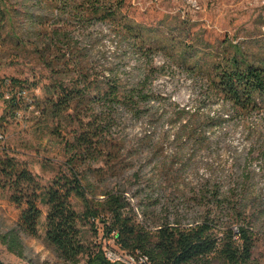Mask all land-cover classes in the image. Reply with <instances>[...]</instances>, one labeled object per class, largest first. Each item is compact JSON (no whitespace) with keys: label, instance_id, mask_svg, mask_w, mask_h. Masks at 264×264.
Instances as JSON below:
<instances>
[{"label":"trees","instance_id":"obj_1","mask_svg":"<svg viewBox=\"0 0 264 264\" xmlns=\"http://www.w3.org/2000/svg\"><path fill=\"white\" fill-rule=\"evenodd\" d=\"M43 1L0 0V27H12L18 15L24 17V23L38 28L35 54L53 74L48 89L49 92L53 90L52 98L44 103V110L53 118L63 116L65 121L77 126L79 133L71 145L66 144L69 157L43 194L35 177L21 168L15 159L7 157L5 150H0L2 187L12 192L10 201L20 211L19 231L37 236L42 218L38 203L42 200L47 208L45 241L68 264H77L81 256H88L87 264H113L103 257L100 248L95 253V248L82 239V226L91 225L96 230V221L115 247L137 262L143 261L142 264H215V260L222 264H251L258 236L257 219L263 206L254 208L250 205L252 213L246 216L248 206L242 203L241 188L248 183L247 167L255 160L253 154L246 153L239 159L240 175L232 183L234 188L240 189L239 199L229 205L228 221L223 227L210 217L184 225L177 218L171 221L169 213L161 219L150 217L146 211L142 212L143 220L140 221L126 191H107L100 195L102 200H97L83 184L79 167L90 170L98 163V175L106 173L118 178L135 158L162 148L166 141V134L157 132V113L150 106L153 99L144 89L148 75L141 73L139 77L136 67L127 68L125 61L135 57L145 59L149 64L154 53H163L182 71L206 72L207 92L223 103V111L227 108L229 116L214 113L200 118L195 111L172 104L167 120L176 128L173 142L186 148L185 155L173 153L179 158V170L209 144L207 129L217 128L226 119L244 121L253 114L264 112V68L248 61L238 45L231 46V52L222 50L216 59L210 57L200 65L198 54L201 49H195L193 42L176 38L174 26L150 27L136 22L125 13V0H47L46 12L42 10ZM95 24L106 28L107 35L116 40L114 55L98 51V75L93 79L89 71L80 70L75 73V78L68 79L67 84L57 80L54 75L60 64L63 69L75 66L71 63L75 53L69 51L75 40L73 32L78 33V41L79 36H85ZM101 36L105 35H98V41ZM152 73L154 68L150 67L149 74ZM0 88L7 93V106L17 110L23 92L20 84L4 80L0 81ZM95 100H98V115L83 117L77 113V106L90 105ZM143 119L153 131L144 130L136 140L128 139L123 129L126 122ZM1 153L5 155L1 156ZM257 158L264 163V154ZM207 188L211 187L201 185L198 189L201 201L206 202L202 192ZM212 191L217 201L218 187ZM73 198L81 202L82 212L74 209ZM235 225L237 228L233 229ZM17 236L9 234L6 246L10 253L21 258L23 253ZM0 264L4 263L0 261Z\"/></svg>","mask_w":264,"mask_h":264},{"label":"rangeland","instance_id":"obj_2","mask_svg":"<svg viewBox=\"0 0 264 264\" xmlns=\"http://www.w3.org/2000/svg\"><path fill=\"white\" fill-rule=\"evenodd\" d=\"M42 5L43 12H46L48 1L44 0ZM125 13L146 26H174L176 38L191 41L195 49H201L198 54L200 65L210 57L217 58L222 50L231 52V46L238 45L248 61L264 68V0H125ZM14 21L12 27H0V81H17L23 92L17 110H13L5 103V89L0 88V150H5L7 157L15 159L21 168L35 177L43 194L69 157L66 144L71 145L79 131L63 116L53 118L44 110V103L52 98L53 90L49 92L48 89L53 74L35 54L38 28L24 23V17L18 15ZM105 29L95 24L85 36H79V42L76 40L78 33L73 32L75 40L69 51L75 53L71 61L75 66L63 69L60 64L54 75L57 80L67 84L68 79L75 78V73L80 70L89 71L91 79L98 75V51L110 56L116 49V40L109 37ZM102 34L105 36L98 41V35ZM148 62L134 57L125 61V65L127 68L136 67L138 76L141 73L148 75L144 89L153 99L150 106L157 113V132L165 133L166 141L160 150H149L142 157L135 158L124 175L118 178L106 173L98 175V163L93 164L90 170L80 166L83 184L97 200H102L100 195L107 191H126L140 221L143 220L142 212L146 211L150 217L161 219L169 213L171 221L177 218L184 225L210 217L223 227L228 221L229 205L239 199L240 189L232 184L240 175L239 159L246 153L253 154L255 160L247 167L249 180L241 188V199L248 206L246 216L252 213L251 206H263L257 219L258 236L251 264H264V163L257 158L264 154V112L253 114L244 121L226 119L217 128L207 129L209 144L199 150L184 169L179 170V158H175L173 153L184 154L186 148L173 142L176 128L167 120L172 104L189 108L200 118L214 113L229 116V113L227 108L222 110L221 101L207 92L206 72L182 71L163 53H154ZM150 67L154 68L152 74H149ZM76 110L83 117L98 115V100L90 105L77 106ZM146 124L144 119L127 121L122 128L128 139L136 140L144 130L153 131ZM150 152L151 155L148 154ZM3 185L0 178V261L4 264H68L45 241L47 208L44 202L40 200L38 203L42 212L38 234L31 237L19 231L20 211L10 201L12 192L8 188L3 189ZM201 185L211 187L202 192L206 195V202L201 201L198 194ZM215 187L219 189V203L212 195ZM71 202L77 212H82L80 201L73 198ZM95 228L91 225L81 228L82 239L95 248V253L100 248V253L106 257L108 250L118 249L113 240L103 235L97 221ZM12 233L18 235L23 253L21 258L7 249L6 237ZM88 260V256H81L77 264H87ZM214 263L222 264L216 260Z\"/></svg>","mask_w":264,"mask_h":264},{"label":"built area","instance_id":"obj_3","mask_svg":"<svg viewBox=\"0 0 264 264\" xmlns=\"http://www.w3.org/2000/svg\"><path fill=\"white\" fill-rule=\"evenodd\" d=\"M106 259L113 263V264H142L143 261H136L134 257L131 255L120 251L119 249L116 250H108L106 255Z\"/></svg>","mask_w":264,"mask_h":264}]
</instances>
